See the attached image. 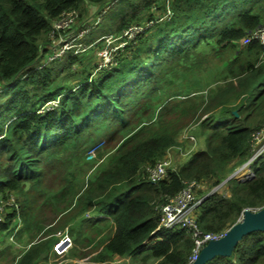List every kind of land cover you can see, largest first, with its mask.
I'll use <instances>...</instances> for the list:
<instances>
[{"label": "trees", "instance_id": "trees-1", "mask_svg": "<svg viewBox=\"0 0 264 264\" xmlns=\"http://www.w3.org/2000/svg\"><path fill=\"white\" fill-rule=\"evenodd\" d=\"M134 1L124 11L128 18L116 26L110 22L101 33L90 28L80 41L88 45L106 32L121 30L159 0ZM109 2V8L117 3L0 0V192H23L20 218L27 230L44 232L37 241L31 240L14 264L43 259L53 230L52 225H43V209L52 207L54 216H63L75 197V213H94L83 221L92 220L94 228L99 221L112 223L99 242L104 244L96 260L149 248L159 259L155 264H188L193 239L180 227H159L156 198L176 193L186 179L213 180L218 185L252 156V133L264 125L263 47L257 40L239 42L264 23V0H171L172 18L141 33L133 47L118 55L115 65L96 76H91L94 68L88 69L83 56L70 51L37 67L47 51L54 19L71 8H102ZM216 59L219 63L211 68ZM78 65L80 70L73 71ZM209 68L216 69L213 77L224 83L197 102L188 92L191 81L203 80ZM75 74L80 78L73 80ZM200 86L199 81L197 89ZM54 99L56 105L41 111ZM165 114L181 118L175 124L163 120ZM195 117L206 136L205 148L170 171L167 179L143 178V165L178 145V129ZM154 118L160 119L158 125ZM111 150L108 165L89 176L82 189L76 176L81 168L72 166L90 153L102 156ZM251 168L253 176L227 180L229 195L209 188L199 191L206 193L196 208L203 230L223 232L245 208L264 206V154L251 162ZM16 216L14 208L0 230L10 228ZM63 219L61 227L66 214ZM99 227L97 234L103 230ZM82 230H77L79 235ZM205 264H264V231L248 233L231 255H217Z\"/></svg>", "mask_w": 264, "mask_h": 264}, {"label": "built area", "instance_id": "built-area-1", "mask_svg": "<svg viewBox=\"0 0 264 264\" xmlns=\"http://www.w3.org/2000/svg\"><path fill=\"white\" fill-rule=\"evenodd\" d=\"M100 9L105 11V8L97 7L98 12ZM79 12V9L71 8L64 11L60 16L53 20L48 32L47 51L38 61L37 67L41 68L48 62L61 58L68 51L72 54L81 55L82 51L91 47V49L94 48L93 51L97 56L92 71V74L94 75L100 70L111 68L115 65L117 63L118 55L133 47L137 42L138 36L149 27L153 26L155 23L170 20L173 16L171 0H161L153 3L140 18L141 20L138 19L139 21H133L119 31L104 34L91 44L86 45L82 43L80 39L90 28L97 25L100 15L96 17L93 25L87 24V26H80L79 29H77L80 18ZM252 40H257L262 45L264 51V23L258 25L244 35L239 42L245 45ZM56 104L57 99L51 100L49 101V104H46L44 108L41 109V111L49 109ZM188 136L192 139H196L192 134L188 133L186 137ZM252 151V156L245 163L238 166L232 174L217 186L224 184L229 178L234 176L238 177V175H241L243 176L241 179L253 176L254 173L251 168V162L264 154V125L252 133ZM166 154H169L168 151ZM92 158L93 154L91 153V155L89 154L88 156V160H91ZM169 164L170 160L164 157L148 162L144 164L143 168L140 170L141 176L151 182L167 179L170 176ZM204 181L205 180L198 181L196 179H186L184 180V186L181 189L174 194H163L162 198L159 199L160 202L155 204L159 213V227H180L193 239V247L189 257V263L198 258L202 248L210 240L218 239L226 232V230L223 232L205 231L199 226L196 208L202 202L206 194H204V192L199 193L201 189H206ZM213 191L215 190L212 189L211 192ZM18 205L19 204L13 194L9 196L7 194L5 197H1L0 223L4 221L3 213L7 211L8 207L17 209ZM247 208L252 211H257L259 209L255 207ZM241 216L239 219H241ZM17 218L19 219L18 213ZM18 229L19 228H16L10 236L11 240H13ZM61 238L63 237L61 236ZM67 241H70L69 236H65L63 239L59 240L55 245V249L59 252L63 251V245Z\"/></svg>", "mask_w": 264, "mask_h": 264}, {"label": "rangeland", "instance_id": "rangeland-1", "mask_svg": "<svg viewBox=\"0 0 264 264\" xmlns=\"http://www.w3.org/2000/svg\"><path fill=\"white\" fill-rule=\"evenodd\" d=\"M117 1L116 5L112 8H109L112 4L105 3L102 8H105V11H102L101 9L97 10V8L92 9V6H83L82 8H79L80 12V18L78 22V28L80 26H87L88 25H93V22L96 20V17L100 15V19L97 22V25L95 27H92L93 32H104V29L107 28V26L110 24V22H113V26H116L117 24L122 22V19L125 17L123 16L125 9L129 7L128 4L134 3V0H115ZM137 1V0H136ZM161 1V0H159ZM107 8L110 10L109 13L107 11ZM124 8V10H123ZM129 10V9H128ZM107 11V12H106ZM126 12V11H125ZM108 13V14H107ZM115 15L113 16V14ZM129 14V13H128ZM113 16L109 18L108 16ZM129 15H127L126 18H128ZM140 19V18H138ZM137 19V20H138ZM141 20V19H140ZM136 21V20H135ZM139 21V20H138ZM99 24V26H98ZM77 25V24H76ZM113 32V31H111ZM116 32V31H115ZM97 35L98 33H94ZM93 34V35H94ZM107 34V32L105 33ZM94 49V48H93ZM91 47H88L85 51L81 52V56L83 59L84 64H87L88 69H92V65L95 63L97 56L93 53ZM92 57H89L90 54ZM264 54V51H263ZM219 63V60H214L213 66L211 68H216V65ZM82 65L74 67L73 71H78ZM216 69L214 70H204L203 74V80L201 77H199V80H194L192 79V84L190 87H192L190 94H194V98L196 99L197 102H200L201 99L205 98L208 94L213 92L214 87L220 86L223 82L222 79L218 76L217 78L213 77L215 75ZM97 74V73H96ZM96 74L92 76H96ZM76 78L73 80H77L80 78V74H75ZM215 78V81H212V79ZM210 80V82H208ZM189 81V80H188ZM200 81V88L197 86ZM74 82V81H73ZM75 83V82H74ZM180 83H183L182 85H186L187 79L185 78L184 80H181ZM206 85V86H205ZM181 86V85H180ZM204 86V87H202ZM196 88V89H195ZM199 91V92H192V91ZM49 104V102L47 103ZM180 116H177L176 114H165L163 117V120H168L172 119L173 122L176 124V122H179ZM160 119L154 118V124L158 125ZM181 122V121H180ZM178 145L171 146L168 148V153L165 154L164 158H168L170 160L169 164V170H175L179 168L180 165L186 162V160L189 158L191 154H193L195 151L200 150L201 148L204 149L206 145V136L202 132V127L200 126L199 122H197V117L190 119L182 128L178 129ZM192 134L195 136L196 139H192L190 136L186 137L187 134ZM199 148V149H198ZM93 154V158L91 160H88V156L79 164V165H73V168H81L82 173H77V183L82 184V189H83V182L85 181L87 184V179L88 177L92 176L97 172L98 170H101L102 168L106 167L108 165L109 159L113 154V150L104 153L102 156H97L95 153ZM91 155V153H90ZM143 168V167H142ZM141 168V169H142ZM243 176L238 175V178H241ZM224 180H221L220 183H222ZM205 187L210 190L214 189L218 193H221L223 195H229L228 187H227V182L224 184L217 186V184H214L213 180H208L204 181ZM218 183V184H220ZM85 184V185H86ZM84 185V186H85ZM26 189H28L29 185L25 186ZM212 187V188H211ZM8 194L11 195L13 194L14 197L16 198L18 204L21 205V202L24 199V194L23 192L17 191V190H8L4 193L0 192V198L5 197ZM75 200L72 201V204L70 205V208H68V212L66 214L67 221L65 222L64 226L61 227L64 223V215L61 216L58 214L57 216H54L52 213V207H47L43 209L42 214L40 215L41 220H45V223L43 225H47L45 228H52V233H51V243H50V248L49 251L46 255H44L45 260L39 264H65L69 262H78L81 264H121L122 260L127 258H123L120 261L118 259L112 257L106 261H98L94 257L95 255L103 250V242L99 243L105 236V233H108L111 230L112 223H102L103 221H99L97 225L102 226V232L100 234L96 233V229L100 228L99 226L94 228L92 224V220H86L83 221V217H89L92 216L93 211H87L84 214H77L74 211V205H75ZM159 198H156L155 204H158ZM14 208L8 207L7 211L3 213V217L6 219L9 217V215L12 213ZM16 209V208H15ZM17 213L19 214V205L17 207ZM75 213V214H74ZM73 218H70L71 215L74 216ZM77 214V215H76ZM60 215V216H59ZM70 218V219H69ZM102 224H106V226H103ZM83 228L81 231V234L79 235V231H77L79 228ZM16 228H19L17 232L15 233L13 240L10 239V236L13 234L14 230ZM64 229L63 231L59 232L60 230ZM44 235L43 231H40L39 228H36L34 230H27L25 227V223L20 218L19 219L15 218V220L12 221L10 224V228L6 230H0V264H14V262L17 261L19 256L25 251L31 243V240L37 241L39 237ZM61 236L64 238L65 236L70 237V241H67L63 245V251L59 252L55 249L56 243L63 239ZM61 238V239H59ZM146 252V250H144ZM143 252V253H144ZM120 259V258H119ZM130 262H133L134 264H145L144 261L141 259H133L129 258Z\"/></svg>", "mask_w": 264, "mask_h": 264}, {"label": "water", "instance_id": "water-1", "mask_svg": "<svg viewBox=\"0 0 264 264\" xmlns=\"http://www.w3.org/2000/svg\"><path fill=\"white\" fill-rule=\"evenodd\" d=\"M264 231V206L257 211L244 209L241 219L228 228L225 234L210 240L201 250L198 258L189 264H205L217 255H231L236 244L250 232Z\"/></svg>", "mask_w": 264, "mask_h": 264}, {"label": "crops", "instance_id": "crops-1", "mask_svg": "<svg viewBox=\"0 0 264 264\" xmlns=\"http://www.w3.org/2000/svg\"><path fill=\"white\" fill-rule=\"evenodd\" d=\"M92 9H95L94 7H92ZM93 54V51H91ZM90 54V53H89ZM90 54V55H91ZM199 149V148H198ZM202 149V148H201ZM24 252V251H23ZM115 259L117 258L118 261H120L121 259L125 258L122 260L121 264H134L133 262H130V260L128 259L129 258H133V259H141L142 261L145 262V264H155L159 259L153 257L151 255V252H150V249L148 248L146 250V252L144 253H140V254H135V255H129V256H119V255H114L113 256ZM120 258V259H119ZM45 260V257H43V259L41 258L40 261H37L35 264H39L41 262H43Z\"/></svg>", "mask_w": 264, "mask_h": 264}]
</instances>
